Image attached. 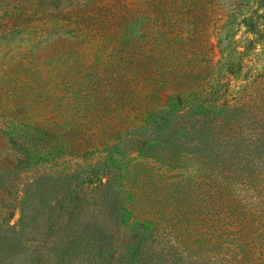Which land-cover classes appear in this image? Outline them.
<instances>
[{
  "label": "rangeland",
  "instance_id": "rangeland-1",
  "mask_svg": "<svg viewBox=\"0 0 264 264\" xmlns=\"http://www.w3.org/2000/svg\"><path fill=\"white\" fill-rule=\"evenodd\" d=\"M0 264H264V0H0Z\"/></svg>",
  "mask_w": 264,
  "mask_h": 264
}]
</instances>
